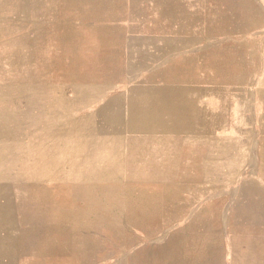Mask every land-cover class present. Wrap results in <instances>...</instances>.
I'll return each instance as SVG.
<instances>
[{
	"label": "rangeland",
	"instance_id": "obj_1",
	"mask_svg": "<svg viewBox=\"0 0 264 264\" xmlns=\"http://www.w3.org/2000/svg\"><path fill=\"white\" fill-rule=\"evenodd\" d=\"M225 7L0 0V264H264L257 166L159 109L145 53Z\"/></svg>",
	"mask_w": 264,
	"mask_h": 264
},
{
	"label": "crops",
	"instance_id": "obj_2",
	"mask_svg": "<svg viewBox=\"0 0 264 264\" xmlns=\"http://www.w3.org/2000/svg\"><path fill=\"white\" fill-rule=\"evenodd\" d=\"M224 4L221 23L208 18L205 30L194 28L190 51L176 23L169 32L164 28L163 12L158 45L145 53L158 68L159 109L197 110L201 127L197 122L187 131L211 134L229 149L230 162L254 164L256 178L264 181V0ZM4 125L0 115V131Z\"/></svg>",
	"mask_w": 264,
	"mask_h": 264
}]
</instances>
